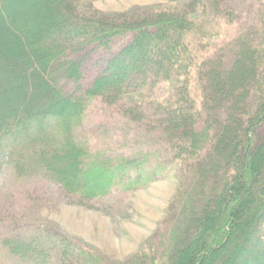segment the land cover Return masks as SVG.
<instances>
[{"label": "trees", "instance_id": "1", "mask_svg": "<svg viewBox=\"0 0 264 264\" xmlns=\"http://www.w3.org/2000/svg\"><path fill=\"white\" fill-rule=\"evenodd\" d=\"M81 1L0 0V162L91 203L143 188L178 158L177 198L122 262L50 224L0 216V264H264V46L242 38L226 65L207 44L220 22L244 27L232 0L114 13ZM59 75L80 93L65 92ZM165 81L168 96L123 104ZM94 103L145 117L149 142L99 148L83 132Z\"/></svg>", "mask_w": 264, "mask_h": 264}, {"label": "rangeland", "instance_id": "2", "mask_svg": "<svg viewBox=\"0 0 264 264\" xmlns=\"http://www.w3.org/2000/svg\"><path fill=\"white\" fill-rule=\"evenodd\" d=\"M165 0H82L81 10L93 7L102 12H126L135 8L164 4ZM245 24L225 26L220 22V34L208 42L210 53L232 62L240 39L248 38L264 46V0H232ZM218 25V22H217ZM214 47V49H213ZM214 51V52H213ZM95 66L85 67L88 78ZM59 75L60 85L67 93L78 95L81 87ZM83 84V85H84ZM174 83L165 81L154 89H144L130 100L146 105L168 96ZM84 88V86H83ZM129 100V101H128ZM115 106L94 103L83 126V132L100 148L128 151L135 143H146V118L132 122ZM0 162V216L20 223L50 224L71 238L79 240L109 259L122 262L139 253L153 238L177 198L180 184V159L171 160L155 180L129 193L114 192L101 201L84 202L65 194L60 184L44 179L22 180L14 175L8 162Z\"/></svg>", "mask_w": 264, "mask_h": 264}]
</instances>
